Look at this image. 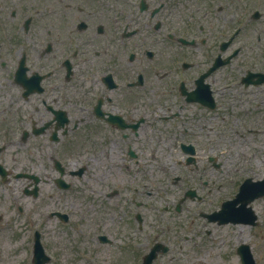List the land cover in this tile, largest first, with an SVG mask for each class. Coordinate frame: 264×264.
<instances>
[{
    "label": "flooded vegetation",
    "instance_id": "af4514ba",
    "mask_svg": "<svg viewBox=\"0 0 264 264\" xmlns=\"http://www.w3.org/2000/svg\"><path fill=\"white\" fill-rule=\"evenodd\" d=\"M245 106L264 124V0H0V182L70 193L86 228L126 233L135 255L148 251L138 233L150 227L157 158H173L171 214L193 217L199 239L264 229V197L253 211L234 204L225 222L206 214L249 177L213 205L237 155L225 157L214 117L252 123Z\"/></svg>",
    "mask_w": 264,
    "mask_h": 264
},
{
    "label": "rangeland",
    "instance_id": "374dc122",
    "mask_svg": "<svg viewBox=\"0 0 264 264\" xmlns=\"http://www.w3.org/2000/svg\"><path fill=\"white\" fill-rule=\"evenodd\" d=\"M247 109V110H245ZM242 110L246 112L248 118L253 124L256 131H244L245 137L239 138L235 132L231 135L229 126H224V122L219 116L214 117L218 124L219 133L226 137L227 144L224 145L232 152L238 150L243 152L248 159V172L257 170L258 173H264V124L253 122L254 113L252 109L247 108ZM241 111V110H240ZM220 116L225 113L230 116V111L220 109ZM256 115V113H255ZM234 127H238L234 125ZM243 131V128H239ZM236 134V135H235ZM232 137L231 140L228 137ZM13 152L11 148L10 154ZM231 155V154H230ZM229 152H226L225 157L229 158ZM12 155H9L11 157ZM224 160V168L227 167ZM173 162L171 156L157 158L155 160L156 170L155 178L161 181L164 179V170L170 167ZM164 165V169H160L157 164ZM239 170L233 169L227 174H219L215 178L214 185H219L220 188L214 190L211 194L215 206L221 197L229 196L233 190L232 181L236 178ZM171 173V168L168 170ZM15 179H11L9 185H0V264H33L31 259V250L33 245V232L35 229L43 230V242L46 243V250L52 255V261L49 264H132V255L129 251L122 249L115 242L111 244H100L94 236L81 234L78 224L74 221L69 226L63 227L56 221L51 220L44 214L43 222L40 223L39 208L44 204L46 207L53 208L55 203L46 199L43 204L40 201L27 197L20 188L15 185ZM164 183V182H162ZM166 184V183H165ZM170 186V183L166 184ZM18 205L24 209L23 212L18 210ZM263 206L264 203H259ZM49 208V209H50ZM36 210V215L34 211ZM152 210V209H151ZM150 212V220L152 224L151 231H161L164 224L170 223L173 226L171 233L172 239H181L185 247L180 253L178 249L164 258L166 264H238V257L233 253V246L241 237L249 240V243L254 247L259 264H264V229L258 232L256 229L250 230L244 228L241 233L240 227L232 226L226 229L217 228L213 234V240L205 241L199 239L192 227L193 217L183 214L172 215L155 209L154 213ZM47 211V210H46ZM77 218L83 221L81 216ZM170 221V222H169ZM177 222L180 223L178 227ZM73 224V225H72ZM84 224V223H83ZM178 230L179 232H174ZM111 231L110 233H112ZM194 238L188 239L186 236ZM170 255L173 258L170 260Z\"/></svg>",
    "mask_w": 264,
    "mask_h": 264
},
{
    "label": "water",
    "instance_id": "95a60500",
    "mask_svg": "<svg viewBox=\"0 0 264 264\" xmlns=\"http://www.w3.org/2000/svg\"><path fill=\"white\" fill-rule=\"evenodd\" d=\"M36 251H37V255L40 256L41 251H43L40 243L37 244V250Z\"/></svg>",
    "mask_w": 264,
    "mask_h": 264
}]
</instances>
